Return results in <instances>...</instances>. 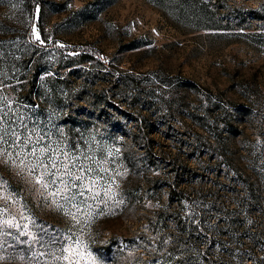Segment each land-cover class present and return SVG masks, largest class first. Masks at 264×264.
Listing matches in <instances>:
<instances>
[{"label": "rangeland", "instance_id": "obj_1", "mask_svg": "<svg viewBox=\"0 0 264 264\" xmlns=\"http://www.w3.org/2000/svg\"><path fill=\"white\" fill-rule=\"evenodd\" d=\"M132 45L138 48L125 50ZM84 50L98 60L56 70L58 61ZM112 67L183 77L192 83L190 99L230 103L238 131L233 141L264 160V0H0V91L12 101L10 115H23L29 127L35 121L50 128L53 141L62 130L68 147L108 159L101 183L111 181L109 196L114 197L90 200L91 207L73 220L39 186L34 188L26 173L0 160V182L11 194L8 206L0 203L2 218L17 225L0 232V264H56L51 255H38L41 245L59 254L69 236L83 241L92 254L85 258L90 264L157 263L151 219L168 203L173 174L167 160L148 166L137 159L135 166L127 165L124 145L131 144L130 132L149 113L158 157L161 149L166 157L178 153L195 169L207 153L188 148L185 135L179 145V134L194 128L186 115L138 111L130 99L113 95L107 81L78 90L83 78L78 72ZM103 89L97 100L94 91ZM58 94L64 111L57 108ZM206 180L200 181L205 187Z\"/></svg>", "mask_w": 264, "mask_h": 264}, {"label": "trees", "instance_id": "obj_2", "mask_svg": "<svg viewBox=\"0 0 264 264\" xmlns=\"http://www.w3.org/2000/svg\"><path fill=\"white\" fill-rule=\"evenodd\" d=\"M136 48L132 45L125 50ZM84 52L70 61H58L56 70L87 62V58L98 60L95 53ZM102 70L78 72V77L83 76L78 90L83 92L96 80L107 81L113 95L130 99L128 104L138 111L146 107L163 115H186L194 128L188 134H179V145L188 141L192 151L207 153L206 160L195 169L188 167L178 153L166 157L161 149L158 157L149 113L139 118V126L130 132L131 144H125L122 153L127 165L135 166L137 159L148 166L155 160H167L173 174L167 183L168 203L151 219L155 237L152 256L158 259L154 264H246L247 260L264 264V160L251 155L247 145L233 141L238 131L230 103L211 97L206 98L207 105L202 100L194 101L187 95L192 83L172 74H135L114 67ZM104 91H94V97L100 100ZM146 99L151 104L144 103ZM56 105L64 111L66 103L60 94ZM204 176L205 183L209 180L207 187L200 182Z\"/></svg>", "mask_w": 264, "mask_h": 264}, {"label": "snow or ice", "instance_id": "obj_3", "mask_svg": "<svg viewBox=\"0 0 264 264\" xmlns=\"http://www.w3.org/2000/svg\"><path fill=\"white\" fill-rule=\"evenodd\" d=\"M35 39L40 40L38 32H35ZM11 103L12 101L0 91V160L10 162L19 170V174L26 173L34 188L39 186L38 191L47 193L58 208L78 221L85 208L91 207L90 200H101L103 196H109L111 181L101 183L104 173L108 171L103 165L109 160L103 156L97 160L87 152L81 153L68 147L60 138L63 135L62 130H57L59 137L53 141L55 133L50 128L42 129L35 121L29 127V122L23 115L13 119L10 115L13 112ZM112 155L111 152L108 153L109 158ZM6 193L5 184L0 182V203L8 206L11 194ZM2 217L3 208H0V232L5 225L17 226L12 220ZM68 240L71 243H68ZM2 247L0 245V248ZM38 255H51L56 264H63L65 261L67 264H90L85 258L92 254L87 251L82 240L69 236L59 254L52 253L41 245ZM2 259L0 257V260ZM91 264H95V261L92 260Z\"/></svg>", "mask_w": 264, "mask_h": 264}]
</instances>
